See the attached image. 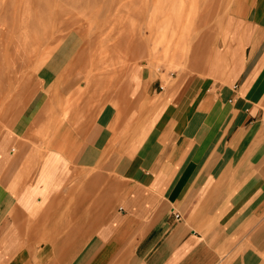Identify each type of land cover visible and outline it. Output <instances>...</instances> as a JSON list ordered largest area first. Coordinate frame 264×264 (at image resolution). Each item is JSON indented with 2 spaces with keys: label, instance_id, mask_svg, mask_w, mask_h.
Listing matches in <instances>:
<instances>
[{
  "label": "crops",
  "instance_id": "crops-1",
  "mask_svg": "<svg viewBox=\"0 0 264 264\" xmlns=\"http://www.w3.org/2000/svg\"><path fill=\"white\" fill-rule=\"evenodd\" d=\"M232 39L221 84L195 77L152 100L144 72L102 129L107 192L97 176L69 188L59 146L0 138V264H264V23Z\"/></svg>",
  "mask_w": 264,
  "mask_h": 264
},
{
  "label": "rangeland",
  "instance_id": "rangeland-1",
  "mask_svg": "<svg viewBox=\"0 0 264 264\" xmlns=\"http://www.w3.org/2000/svg\"><path fill=\"white\" fill-rule=\"evenodd\" d=\"M244 21L264 23V0H0V138L59 146L74 165L69 188L97 176L107 192L114 143L102 129L137 97L144 72L152 100H172L164 88L195 77L220 83Z\"/></svg>",
  "mask_w": 264,
  "mask_h": 264
},
{
  "label": "bare ground",
  "instance_id": "bare-ground-1",
  "mask_svg": "<svg viewBox=\"0 0 264 264\" xmlns=\"http://www.w3.org/2000/svg\"><path fill=\"white\" fill-rule=\"evenodd\" d=\"M165 56H166V58H168L169 57V53H167V52H165ZM168 89V88H167ZM70 94V93H69ZM69 96V95H68ZM62 108V107H61ZM65 114V113H64ZM97 206V205H96ZM103 207V206H102ZM102 220V219H101ZM83 243V242H82ZM61 244V243H60ZM56 250V249H55ZM64 253V252H63ZM61 255V254H60ZM56 257H58V256H56ZM58 259V258H57ZM62 262H64V261H62Z\"/></svg>",
  "mask_w": 264,
  "mask_h": 264
},
{
  "label": "built area",
  "instance_id": "built-area-1",
  "mask_svg": "<svg viewBox=\"0 0 264 264\" xmlns=\"http://www.w3.org/2000/svg\"><path fill=\"white\" fill-rule=\"evenodd\" d=\"M176 218H177V219H180V215H179V214H176Z\"/></svg>",
  "mask_w": 264,
  "mask_h": 264
}]
</instances>
